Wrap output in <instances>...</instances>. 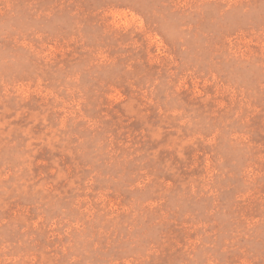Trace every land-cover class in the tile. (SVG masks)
Returning <instances> with one entry per match:
<instances>
[{
    "label": "rangeland",
    "instance_id": "374dc122",
    "mask_svg": "<svg viewBox=\"0 0 264 264\" xmlns=\"http://www.w3.org/2000/svg\"><path fill=\"white\" fill-rule=\"evenodd\" d=\"M0 264H264V0H0Z\"/></svg>",
    "mask_w": 264,
    "mask_h": 264
}]
</instances>
